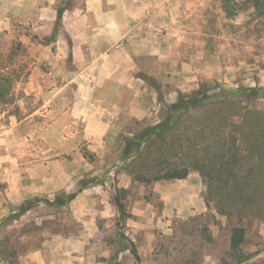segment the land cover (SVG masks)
Instances as JSON below:
<instances>
[{
    "label": "rangeland",
    "instance_id": "rangeland-1",
    "mask_svg": "<svg viewBox=\"0 0 264 264\" xmlns=\"http://www.w3.org/2000/svg\"><path fill=\"white\" fill-rule=\"evenodd\" d=\"M88 5L0 0V73L17 95L0 104V264H26L31 251L46 264H264V197L252 212L244 202L264 189V154L250 171L264 141V16L247 0H165L163 57L135 71L150 108L141 118L127 108L132 89L113 80L79 95L93 85L80 68L100 48L92 37L73 52ZM204 140L205 175L191 169ZM187 165L185 178L155 177ZM233 165L244 179L231 180ZM223 200L245 206L220 213ZM237 225L242 249L231 247Z\"/></svg>",
    "mask_w": 264,
    "mask_h": 264
},
{
    "label": "crops",
    "instance_id": "crops-1",
    "mask_svg": "<svg viewBox=\"0 0 264 264\" xmlns=\"http://www.w3.org/2000/svg\"><path fill=\"white\" fill-rule=\"evenodd\" d=\"M87 2L89 5L82 18L83 30L87 34L80 36L73 33V52L77 56L78 49L84 52L85 48L93 47L92 37H95V43L100 48L96 57H90L88 65L80 68L78 75H86L93 85L80 88L79 95L93 94L97 85L110 79L132 89L134 98L127 108L133 115L145 117L150 108L146 105L148 102L141 97V77L135 71L139 70L141 57L153 56L159 60L163 57L162 43L166 36L171 37V30L167 35L164 31L172 24L165 0ZM82 59L86 61V56ZM116 106L120 107L118 104ZM41 253L29 252L26 264H46Z\"/></svg>",
    "mask_w": 264,
    "mask_h": 264
},
{
    "label": "trees",
    "instance_id": "trees-1",
    "mask_svg": "<svg viewBox=\"0 0 264 264\" xmlns=\"http://www.w3.org/2000/svg\"><path fill=\"white\" fill-rule=\"evenodd\" d=\"M250 4H252L255 8V10L257 11V13L260 16H264V0H247ZM62 13H59V16H61ZM17 46L20 49L21 52H23L25 54L26 52V46L22 41H18L17 42ZM23 71L18 74V79L20 81L21 75H22ZM17 79V81H18ZM16 80V79H15ZM14 87V80L12 79V77H10V75L8 73H0V104L8 106V105H13L15 104L16 101V94L11 90V88ZM201 101L198 97V92H194L191 94V103L192 105L196 102ZM176 107V106H174ZM203 132V136H204V131H200ZM148 133H151V129L144 131L143 132V136L147 135ZM221 137H223L221 135ZM255 144L258 146V149H256V151L258 152V156H259V160L258 162H255L253 165H257L255 168H251L250 171L251 173H258L261 171L262 169V164H260L261 162V155L264 154V141H259L255 142ZM207 142L204 141H200L197 142L195 144H193V146H191V169H196L201 171L204 175V170L203 167L205 166L206 160L207 158H205L206 155V151H207ZM224 152V151H223ZM220 152V156L218 155L217 158H215V163H219L221 161L224 160V153ZM261 153V154H260ZM234 158H236V155H234ZM232 159V160H235ZM234 165L232 167L229 168V172L231 174V180L234 181H240L242 178V175L239 173V170L237 169V167L235 166V168H233ZM190 172V167L189 165L187 166H183L182 168H172L170 170H167L166 172H164L163 174H158L155 175L156 178H166V179H172V178H185L186 176H188ZM235 189L230 192L228 194L229 198H236L238 199L239 195H240V189L235 186ZM251 191L249 193H245L242 192V196L241 197H245L246 194V199L244 202H248L249 204L245 206L241 205L242 202L239 204H236V201L231 202L228 205H225L228 201H222V205L223 206H227L228 209H224L222 208V206H217L218 207V211L220 213H224V214H230L234 211H238L237 209H242L245 206V211H247L249 208L251 210V212L253 211L252 208H254L258 203L254 201V199L260 200L263 199L264 197V189L262 187H253L252 189H250ZM76 192L74 193H70L67 195H63V196H59L57 198V201L59 204L61 205H65L67 204L69 201H71L72 199H74L76 197ZM253 200V201H252ZM207 206H211L210 200L207 199ZM246 228L244 226H234L232 229V234H231V247L233 249H242V245L245 241L246 238ZM135 256L137 258H139V254L135 251Z\"/></svg>",
    "mask_w": 264,
    "mask_h": 264
}]
</instances>
